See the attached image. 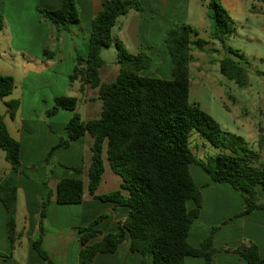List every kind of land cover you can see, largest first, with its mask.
<instances>
[{
	"label": "trees",
	"instance_id": "16d2710c",
	"mask_svg": "<svg viewBox=\"0 0 264 264\" xmlns=\"http://www.w3.org/2000/svg\"><path fill=\"white\" fill-rule=\"evenodd\" d=\"M255 1L264 6V0ZM207 8L211 39L235 57L227 56L219 61L220 73L238 86L246 87L247 70L238 61L244 60L245 56L227 46L234 31V21L221 0H208ZM131 10H143L140 0H103L101 12L93 19L87 57L77 58L70 80L99 88L102 114L100 118L85 122L79 113H75L66 126L67 137L48 153V173L51 174L59 150L89 134L94 139L88 185L91 194H95L105 173V152L111 169L122 178L120 190L98 196V199L128 207L129 215L120 223L117 232L103 234L102 240L93 245L89 241L101 234L96 227L107 215L95 218L89 226L77 228L82 243L79 264H94L98 254L115 253L127 235L131 238V250L144 256L152 254L153 264H185L187 257H201L210 264L217 252L214 247L217 228H213L199 247L188 242L190 229L203 207L202 190L196 184L190 166L201 167L213 182L229 184L239 191L244 201L241 215H248L264 209L257 193L258 186L264 190V162L243 137L224 130L210 114L190 102L193 53L216 52L209 47V42L201 38L192 25L176 22L165 38L173 78L143 76L141 72L151 67L152 58L146 53L132 54L112 35L118 20ZM39 12L57 30H68L79 22L77 0H63L60 9L39 8ZM4 28L5 20L0 12V33ZM113 45L120 71L113 82L105 83L100 77V68L105 64L102 52ZM44 55L48 59L54 57L49 50H45ZM15 88V78L0 72V99L10 96ZM54 101L50 114L77 110L76 97L58 96ZM6 105L7 114L15 118L20 101L10 100ZM195 133L222 152L199 158L191 148ZM258 144L264 146L261 128ZM0 149L10 164L8 173L0 176V200L10 216L8 237L14 247L17 241L18 177L22 172L21 143L10 134L5 115L1 113ZM71 169L77 175L83 174V166ZM122 189L129 194L125 195ZM83 199L82 179L74 177L59 181V204H80ZM191 201L194 207L189 209ZM49 203L50 196L42 201L40 234L34 242L35 250L45 260L49 258L41 244ZM225 251L240 255L248 264H264L258 246L252 242Z\"/></svg>",
	"mask_w": 264,
	"mask_h": 264
},
{
	"label": "crops",
	"instance_id": "0c3cea01",
	"mask_svg": "<svg viewBox=\"0 0 264 264\" xmlns=\"http://www.w3.org/2000/svg\"><path fill=\"white\" fill-rule=\"evenodd\" d=\"M140 2L143 10H131L126 16L121 17L112 29V35L120 39L132 54H149L152 57V65L141 72V75L156 77L155 74L162 69L159 66V53L163 52L168 58L170 56L165 38L176 22L188 23L192 19V26L199 32L201 29L210 30L207 10H203L207 8L208 0H200L202 9L199 10L197 18L195 13L191 12L190 0H140ZM221 2L229 12L233 9L239 10L242 4V0ZM62 3L63 0H0V12L5 20V28L0 33L4 38L0 42V52L2 54L10 52L12 55L23 57L22 61L14 60L19 62L20 69H23L21 97L15 99L20 101V107L15 118L5 115L10 134L21 143L22 172L18 177L17 241L12 247L8 237L10 216L0 200V264H50V262L79 264L82 243L77 228L89 226L95 218L107 215L96 227L101 234L89 241V244L93 245L102 240L103 234L117 232L120 223L127 219L130 211L128 207L115 206L114 203L98 199V196L120 190L122 184L119 175L114 172L107 174L106 152L105 173L101 183L95 194L89 191L91 148L94 145V139L89 134L73 142L68 148L59 150L51 174L48 173L46 162L48 153L62 138L67 137L66 126L75 113H79L85 122L100 118L102 114L99 88L83 85L79 80L72 85L69 84L70 86L66 83V91L63 93L48 95L39 89L46 82L54 81L58 87L60 80H70L77 58L79 56L86 58L82 55L84 52L88 54L92 21L103 8V0H77L79 22L71 25L68 30H57L53 24L41 17L39 8L58 10ZM255 5L258 9L254 14L259 17L264 15V6L259 2ZM261 31L264 32V27ZM157 44L162 50L157 48ZM49 49L53 50V59L44 57L45 50ZM119 71L118 60L117 65L113 67L105 62L100 68V77L103 82L110 83L117 78ZM102 72L107 78L112 79L105 81ZM163 74L162 79L173 78L172 73ZM72 89L78 92L77 95H73L78 99L77 110L70 111L71 114H66L68 110L50 114L55 98L72 96L69 95ZM81 111L84 112L86 119H83ZM6 116H9V120ZM59 117L64 120L61 125H58L59 121L54 120ZM260 128L264 131V124L252 129L256 133L247 130L250 135L249 141H246L259 153L260 161L264 162V147L258 144ZM7 164L4 166L0 159V176L8 173L10 164L8 162ZM78 166H83L82 175H77L71 169ZM190 171L193 173L192 165ZM201 171L195 170L192 175L196 184L201 187L203 207L199 218L190 229L188 242L193 247H199L213 228H217L214 234V247L217 252L210 264H248L240 255L225 251L235 249L244 242L256 244L261 257L264 258V209L241 215L244 210L242 194L229 184L213 182L202 168ZM74 177L84 182L83 202L75 205L59 204L57 202L59 181ZM122 191L125 195L129 194L126 190ZM257 193L264 203V190L261 186L257 187ZM49 196L45 234L41 244L42 250L49 258L45 260L35 250L34 242L40 234L38 226L42 201ZM193 207L194 203L189 202L188 208ZM94 264H153V256L133 252L131 238L127 235L115 253L98 254ZM185 264L208 262L201 257H187Z\"/></svg>",
	"mask_w": 264,
	"mask_h": 264
},
{
	"label": "rangeland",
	"instance_id": "374dc122",
	"mask_svg": "<svg viewBox=\"0 0 264 264\" xmlns=\"http://www.w3.org/2000/svg\"><path fill=\"white\" fill-rule=\"evenodd\" d=\"M199 2L200 0H190V9L191 12L193 11L195 13V18L199 15V10L202 9ZM256 2L255 0H242L239 10L233 9L229 12L234 21V31L227 40V46L245 56L244 60L238 59V61L247 70L248 85L246 87L238 86L234 81L228 80L220 73L219 61L227 56H233L225 51L218 41L211 39L209 29H201L200 37L207 40L209 42V47L215 49L216 52H194L191 66L190 102L199 105L201 109L210 114L224 130L241 136L247 141H249L248 135H250L247 133V130H250L251 133H256V131H252V129H257L259 124H264V75L258 73H264V32L261 31L264 27V15L259 17L254 14L258 9L255 5ZM203 10H207L208 14V8H203ZM207 22L210 23L208 18ZM188 23L192 25L193 20L191 19ZM3 40L4 38L0 35V42ZM157 48L162 50L159 44H157ZM49 51L53 52V50L50 49ZM82 55L87 57V52L82 53ZM147 55L151 57L149 54ZM44 57L46 58L45 55ZM102 57L108 66L113 67L117 65L118 56L115 46L113 45L105 49ZM159 57V66L162 67V69L157 72L155 76L161 78L165 72L166 75L172 73L171 59L170 56L168 58L167 55H164L163 52L159 53ZM15 59H20V61H22L23 57L22 55H12L10 52H4L3 54L0 52V71L4 74L14 76L17 83L14 92L10 96L0 99V113L3 115H7L8 108L6 103L10 100L20 98L22 93L21 77L23 76V69H20L21 66L19 62H14ZM54 71H56V69H54ZM148 72L149 71H147V73ZM104 74L105 73L102 72V78L105 81H110L112 79L107 78ZM66 83L67 85L74 84L71 80L66 79L64 81L62 79L58 82V87L53 81L52 83L46 82L42 84L39 89L48 95L57 92L63 93L66 91ZM76 93L78 92L74 89L69 91V95H72L70 97H74L77 95ZM54 106L55 102L51 106V111ZM66 114H71V112L68 111ZM82 115L83 119H86L84 112ZM6 117V119L9 120V116ZM54 120L60 122L58 125L64 123V120H61L60 117ZM191 148L201 159L209 156H216L218 153L222 152V149L212 146L198 133L193 135ZM57 153L55 156L56 158ZM0 159H2L4 166L8 165L5 160V153L1 149ZM106 166L107 174L113 173L108 162ZM195 170L201 171V168L197 165H192L193 173Z\"/></svg>",
	"mask_w": 264,
	"mask_h": 264
}]
</instances>
